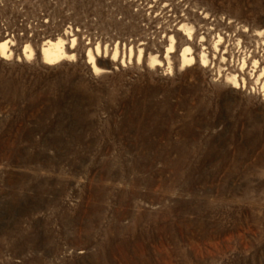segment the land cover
I'll return each mask as SVG.
<instances>
[{"label": "rangeland", "instance_id": "obj_1", "mask_svg": "<svg viewBox=\"0 0 264 264\" xmlns=\"http://www.w3.org/2000/svg\"><path fill=\"white\" fill-rule=\"evenodd\" d=\"M5 42L0 264H264V0H0Z\"/></svg>", "mask_w": 264, "mask_h": 264}, {"label": "bare ground", "instance_id": "obj_2", "mask_svg": "<svg viewBox=\"0 0 264 264\" xmlns=\"http://www.w3.org/2000/svg\"><path fill=\"white\" fill-rule=\"evenodd\" d=\"M64 42H63V40H58L57 42H53L52 41V42H49L47 45H45L43 47V49H42V55H43V60H44V62L46 64H54V63L56 64L64 56H66V53L64 51V49L66 50V48H64ZM71 42H72V44L74 46L76 45V39L75 38ZM189 51H191V50H189ZM187 52H188V50H187ZM7 53H8V43L5 42V43H2L1 46H0V55L4 59V58L7 57ZM31 56H32V52H31ZM93 57H94L93 55L91 57L90 54H89V58L92 61L93 68L96 71L97 70V67H96V64H95V61H94V58ZM183 59L188 60L186 57L183 58ZM189 61H192V58L191 57H190Z\"/></svg>", "mask_w": 264, "mask_h": 264}]
</instances>
